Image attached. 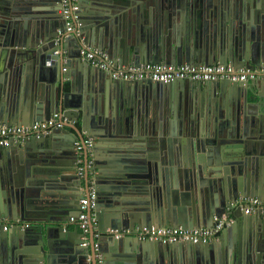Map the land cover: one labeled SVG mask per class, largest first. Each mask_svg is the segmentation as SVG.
Wrapping results in <instances>:
<instances>
[{"label":"water","instance_id":"water-1","mask_svg":"<svg viewBox=\"0 0 264 264\" xmlns=\"http://www.w3.org/2000/svg\"><path fill=\"white\" fill-rule=\"evenodd\" d=\"M77 3L84 43L115 65H264V0ZM59 8L58 0H0V125L54 111L65 119L0 148V220L11 223L0 226V264H264V209L232 208L239 196L264 200V82L109 78L80 59L78 38L54 44L64 28ZM158 94L168 100L165 117ZM87 136L95 142L83 159L93 165L80 175L74 142ZM91 189L87 213L96 224L85 234L67 221ZM223 213L233 220L211 242L133 234L151 225L208 227Z\"/></svg>","mask_w":264,"mask_h":264},{"label":"built area","instance_id":"built-area-1","mask_svg":"<svg viewBox=\"0 0 264 264\" xmlns=\"http://www.w3.org/2000/svg\"><path fill=\"white\" fill-rule=\"evenodd\" d=\"M59 13L64 22L63 30L58 29V35L54 38V44L57 45L64 36H73L80 40L81 46L78 49V55L82 61H87L93 67L99 68L109 74L110 78L124 81H136L150 79L152 81L169 82L177 79H191L197 81H216L218 79H227L233 82H246L255 79H264V68L249 69L236 68L230 64L213 63V64H191V63H169L164 62H146L139 66L134 65H115L108 55L98 48L90 47L85 44L81 36L80 20L78 17L77 0H58ZM53 52H57L54 50ZM64 118L58 111H54L50 117L43 120H36L29 125L10 124L0 125V148L8 146L11 142L18 143L29 137H40L51 132L53 129H60L64 125ZM94 138L87 136L84 141L74 142V151L76 153V162L78 164L76 172L83 175L85 168L93 165L92 157L85 162L83 155L85 150L89 153L92 151ZM95 192L91 189L86 196L79 199L78 216H70L68 224L76 225L87 234L90 230V223L96 224L95 218L89 217L87 210L89 206L94 205ZM239 206L245 214L252 213L257 209H264V200L254 196H239L232 208ZM233 218L226 213L219 217H214L211 226L194 227L191 229L182 228L181 226H153L150 228L142 226L136 228L134 235L141 240H155L163 243L189 242V243H206L217 238L223 228L231 223ZM0 226L7 230L11 223L0 220ZM22 228L29 227V223L21 224ZM105 232L113 234L116 238L128 234L127 230L106 229ZM101 232L95 230L94 237H99ZM82 245H88V237H83ZM98 261L101 262L100 255H97Z\"/></svg>","mask_w":264,"mask_h":264},{"label":"flooded vegetation","instance_id":"flooded-vegetation-1","mask_svg":"<svg viewBox=\"0 0 264 264\" xmlns=\"http://www.w3.org/2000/svg\"><path fill=\"white\" fill-rule=\"evenodd\" d=\"M164 1V0H163ZM152 4V0H150V5ZM162 8H164V7H160L159 8V10H162L163 11V9ZM158 10V11H159ZM150 11L152 12V14L154 13V11H155V9H153L152 7H150ZM157 11V12H158ZM165 12V11H164ZM155 96H159V97H155V99H154V103L155 104H157V103H161V109H159V111L161 110L162 111V113H163V116L165 117L166 116V113H168L169 112V110L167 109V107H168V100H167V98H166V95L165 94H163V95H155ZM160 96H162V97H160ZM174 96H176V95H174ZM176 99H178V97L176 98ZM190 101L192 102V103H195L196 101H195V96L194 97H192V99H190ZM159 103V104H160ZM152 106H153V104H152V102L150 101V111H153V109H152ZM169 108V107H168ZM190 108L191 109H194V111L197 109V108H195V105H190ZM172 118H173V116H172ZM94 142H95V139H94Z\"/></svg>","mask_w":264,"mask_h":264},{"label":"crops","instance_id":"crops-1","mask_svg":"<svg viewBox=\"0 0 264 264\" xmlns=\"http://www.w3.org/2000/svg\"><path fill=\"white\" fill-rule=\"evenodd\" d=\"M163 9V11L162 10H159L158 12H154L152 15L153 16H157V17H159V18H164V16L165 17H168V16H171V14H170V10L168 9V8H162ZM149 10V9H148ZM165 11V12H164ZM260 68H264V65H262V67H260ZM259 68V69H260ZM256 70V69H255ZM107 75H108V77L110 78V76H109V74L107 73ZM258 81H263L264 82V79H258ZM70 129V128H69ZM70 135V134H69ZM71 136V135H70ZM255 212V211H254ZM253 213V212H252ZM2 221H4V222H7V223H10L9 222V220H7V219H3ZM67 227L68 228H72L73 227V225L72 224H68L67 225ZM10 228V226L8 227V229ZM220 234V233H219ZM218 234V235H219ZM218 237V236H217ZM216 239V238H215Z\"/></svg>","mask_w":264,"mask_h":264},{"label":"bare ground","instance_id":"bare-ground-1","mask_svg":"<svg viewBox=\"0 0 264 264\" xmlns=\"http://www.w3.org/2000/svg\"><path fill=\"white\" fill-rule=\"evenodd\" d=\"M54 54H56L57 52H53Z\"/></svg>","mask_w":264,"mask_h":264}]
</instances>
